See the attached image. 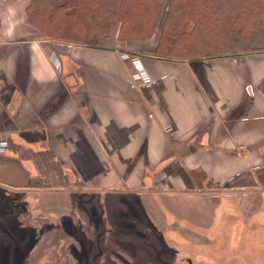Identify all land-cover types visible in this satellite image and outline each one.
Segmentation results:
<instances>
[{
	"label": "crops",
	"instance_id": "1",
	"mask_svg": "<svg viewBox=\"0 0 264 264\" xmlns=\"http://www.w3.org/2000/svg\"><path fill=\"white\" fill-rule=\"evenodd\" d=\"M30 1L0 0L7 239L57 225L96 249L115 234L135 264L145 237L186 248L204 228L189 214L208 216L216 195L264 191V50L174 59L63 42L27 22Z\"/></svg>",
	"mask_w": 264,
	"mask_h": 264
},
{
	"label": "rangeland",
	"instance_id": "2",
	"mask_svg": "<svg viewBox=\"0 0 264 264\" xmlns=\"http://www.w3.org/2000/svg\"><path fill=\"white\" fill-rule=\"evenodd\" d=\"M143 2L145 3L142 4ZM173 10L168 14L165 0H160L156 5L149 3L148 0H143L137 6L132 7V11L138 15H144L143 23L138 27L136 24L128 26L126 23L121 24L114 20L108 30L104 27L101 30L90 27L91 29L87 34L85 31L78 30L77 36L80 41L76 44L86 45L84 42H87L94 46L123 47L140 54L174 59L210 58L223 54L260 51V49L256 50L257 47L255 45H250L242 38L237 40L238 37L232 35L231 32L228 31L226 33L219 24L215 28V25L210 24L211 22L202 21L196 23L189 16L184 18L180 13L181 9H177L176 12ZM73 11L74 8L68 10L71 13ZM199 11H202V6ZM172 13L174 14L173 17H176L173 22L170 19ZM252 24L253 22L247 24L245 29ZM92 29H95L93 30L94 32H92ZM131 31L135 33H131ZM260 32L261 29L253 30L252 35L258 36ZM223 192L220 191V193ZM263 192L253 191L254 194L256 193L259 196L239 200L237 198H221L216 195L214 201H211L212 203H205L208 216L201 212H192L189 214L188 219L190 226L200 228L197 224L204 222L205 230L211 229L207 232L188 233L187 237L183 236L193 243H195L194 241H212L214 245L210 253H213L215 257L216 255L217 257L222 255V259H225L223 264H264ZM210 203L213 207H211ZM5 210L4 208L0 210V216L2 217L0 221L2 224L7 225L9 221H15V215L8 220L5 218V215H7ZM15 213L16 210L14 211ZM6 236L5 232H0V264H22V256L28 249L27 245L30 242V238L28 237L24 242H19L18 244L15 243V240L7 239L8 237ZM101 247L102 244L98 248L100 249ZM87 251L80 248L76 251L78 257L81 256L82 264H85L86 260L84 257ZM162 251H164L165 255ZM188 251H184V253ZM140 253V259L135 264H180L179 260L169 258L171 254L166 253L164 248L163 250L143 249ZM188 253L192 256L186 255L183 257L196 259L193 251ZM61 255L63 256L62 259L74 262L67 249H62ZM76 264L79 263L77 262Z\"/></svg>",
	"mask_w": 264,
	"mask_h": 264
},
{
	"label": "trees",
	"instance_id": "3",
	"mask_svg": "<svg viewBox=\"0 0 264 264\" xmlns=\"http://www.w3.org/2000/svg\"><path fill=\"white\" fill-rule=\"evenodd\" d=\"M143 1V0H142ZM141 0H31L25 9L27 22L43 36L69 43H79L78 30L86 34L94 27L108 28L111 22L117 20L121 24L138 27L143 23V14L132 11ZM158 4L160 0H148ZM168 14L181 9L180 13L194 19L196 23L207 21L210 24L229 31L238 37L255 45L256 50H264V0H165ZM143 2L142 4H144ZM202 3V4H201ZM200 12L199 10L201 9ZM70 8L74 11L68 12ZM136 11V10H135ZM167 14V15H168ZM170 17L172 22L176 17ZM169 18V17H166ZM253 24L246 28L247 24ZM247 23V24H246ZM242 26H244L242 28ZM141 27V26H140ZM142 28V27H141ZM92 29V32H94ZM261 29L257 35L252 31ZM136 30V29H135ZM263 30V31H262ZM131 33H135L131 31ZM247 37V38H245ZM87 38V37H86ZM85 40V39H84ZM88 46H94L84 42Z\"/></svg>",
	"mask_w": 264,
	"mask_h": 264
},
{
	"label": "flooded vegetation",
	"instance_id": "4",
	"mask_svg": "<svg viewBox=\"0 0 264 264\" xmlns=\"http://www.w3.org/2000/svg\"><path fill=\"white\" fill-rule=\"evenodd\" d=\"M213 215H215V213H213ZM87 220L86 218H81V217L76 218V222H78V224H82L84 221L88 227ZM197 229L200 230L202 228H197ZM82 231H86V230L83 229ZM207 231L205 230V228H203V231H199V233H203ZM109 233L110 231L108 230L106 231L105 234L102 233L101 237L106 236V234ZM190 233L192 232L190 231ZM6 235L11 236L8 234ZM88 235L89 234H87V236ZM186 235L187 234H185V236ZM23 236H25L24 239L22 238V240L16 241V243L19 244V242H24V240H26V238L28 237L30 238V242H28L29 243L27 245L28 247L26 246L28 248L27 251L22 256V264H76L77 262L79 264H82L81 256L78 257V254L76 253L78 248L86 249L89 251V252L88 251L85 252L86 253L84 257L86 260L85 264H100L101 262L102 264H132L131 263L132 256L128 257V254L132 255L134 251L133 252L132 250L125 251V249H121V247L123 246L122 243H117L116 241L112 242V240L116 238L115 234L114 236L113 234H111L109 238H107L109 239L108 240L109 242H106L105 239L106 237H103L105 245L103 248L101 247L100 249L99 248L95 249V245L92 243V240L86 237L85 233L81 232L79 235H77V239H75L74 235L70 234L68 230H66L62 226H57V225L48 226L46 228L44 227L37 228L36 226L35 228H32L31 231H29L27 234ZM159 236L160 238H155V237L151 238L150 236L149 238L145 237L147 240L145 238L143 239L145 240V242H149V241L152 242V244H150L152 245V248H150V246L145 243L147 246H149L150 249L163 250L164 248V250H166V253L168 252L171 254L169 255V258L173 260L177 259L181 262V264H217V263L223 264V261H225V259H222L221 257L222 255L219 256L220 257L219 258L217 257V255L215 257L213 253H210L214 245L212 241H206V242L194 241L198 245V247H195L196 244L188 241L186 238L187 236L184 237L182 235L183 238H186V242L182 244L183 247L186 248H183L181 250H175L170 245L168 244L165 245L162 235ZM161 241H163L162 245L164 244L163 248H157V249L154 248L156 244H161L160 243ZM98 242H100V239ZM96 245L99 246L100 243L99 244L96 243ZM38 247H40V249H37ZM34 248L37 250H35ZM62 249H67L70 257L73 258L72 260H74V262L73 261L69 262L68 259L67 261L66 259H62L63 257L61 255ZM119 250H123V251H119ZM184 251H188V252L193 251L196 255V259H194L193 257H183L186 255L189 256L191 255L188 252L184 253ZM123 252L125 253L126 258L122 255ZM162 253H164V251H162ZM135 257L133 260H135Z\"/></svg>",
	"mask_w": 264,
	"mask_h": 264
},
{
	"label": "water",
	"instance_id": "5",
	"mask_svg": "<svg viewBox=\"0 0 264 264\" xmlns=\"http://www.w3.org/2000/svg\"><path fill=\"white\" fill-rule=\"evenodd\" d=\"M246 194H248V193H235V194H228V193H226V194H223L222 196H221V198H227V197H231V198H233V197H242L241 195H246Z\"/></svg>",
	"mask_w": 264,
	"mask_h": 264
}]
</instances>
